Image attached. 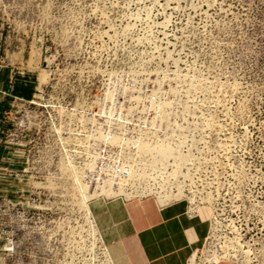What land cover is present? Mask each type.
Listing matches in <instances>:
<instances>
[{"label":"rangeland","instance_id":"1","mask_svg":"<svg viewBox=\"0 0 264 264\" xmlns=\"http://www.w3.org/2000/svg\"><path fill=\"white\" fill-rule=\"evenodd\" d=\"M149 100L264 242V0H0V264H111L90 126Z\"/></svg>","mask_w":264,"mask_h":264},{"label":"built area","instance_id":"2","mask_svg":"<svg viewBox=\"0 0 264 264\" xmlns=\"http://www.w3.org/2000/svg\"><path fill=\"white\" fill-rule=\"evenodd\" d=\"M90 128L84 171L91 198L152 199L158 207L183 201L188 218L210 214L206 242L187 264H264L254 218L231 209L226 195L199 188L189 135L165 103L109 102Z\"/></svg>","mask_w":264,"mask_h":264},{"label":"crops","instance_id":"3","mask_svg":"<svg viewBox=\"0 0 264 264\" xmlns=\"http://www.w3.org/2000/svg\"><path fill=\"white\" fill-rule=\"evenodd\" d=\"M89 206L112 264H187L210 230L209 212L188 218L183 201L96 199Z\"/></svg>","mask_w":264,"mask_h":264},{"label":"bare ground","instance_id":"4","mask_svg":"<svg viewBox=\"0 0 264 264\" xmlns=\"http://www.w3.org/2000/svg\"><path fill=\"white\" fill-rule=\"evenodd\" d=\"M85 189V186L84 185H82V190H84ZM88 193V192H87ZM88 197H89V195H88ZM85 203V202H84ZM90 218V217H89ZM91 225H92V223H91ZM91 228H92V226H91ZM93 229V228H92ZM95 229V228H94Z\"/></svg>","mask_w":264,"mask_h":264}]
</instances>
